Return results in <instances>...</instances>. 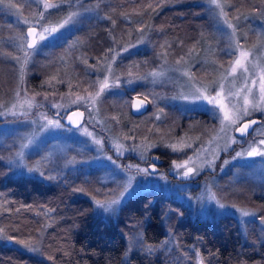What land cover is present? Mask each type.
Masks as SVG:
<instances>
[{
  "label": "rangeland",
  "instance_id": "1",
  "mask_svg": "<svg viewBox=\"0 0 264 264\" xmlns=\"http://www.w3.org/2000/svg\"><path fill=\"white\" fill-rule=\"evenodd\" d=\"M31 1L0 0V7L4 9L0 18V158L7 164L9 173L50 178L70 171L76 176L78 188L82 187V194L89 197L102 217L113 216L120 203L134 193L162 190L186 206L187 211H182L179 217L210 219L228 213L235 216L243 233L249 223L255 221L264 237L263 216L258 214L255 201L264 195V156L247 155L254 147L264 151L261 144L264 99L259 84L264 74V0L254 8V12H263V16L254 19L244 32L240 31L242 19L237 13L231 16V12L235 3L237 11L245 0H219L223 13L220 7L209 2L214 8L210 11L211 33L202 34L209 42L203 41L204 49L198 55L193 50H184L182 43L153 42L148 53L139 57L137 74L129 66L120 73L118 66L116 69L111 65L113 59L107 58L99 68V76L94 73L89 76L87 87L64 92L57 89L72 87V80L82 67L91 72L102 62L85 63V55L75 50L80 44L76 41L78 38L67 39L69 32L77 35L79 28L92 29L87 20L89 14L74 1L72 10L62 19V10L47 13L45 4L55 5L53 0H36L40 7L35 13ZM89 6L98 19L102 10L107 9L106 5L96 2ZM72 12L77 13L71 20L74 23L64 24ZM104 18L102 15V20ZM107 19L118 29V34L111 38L114 49L115 45L119 46L124 26L113 23L115 19ZM27 26L37 28V43L30 49L25 45ZM94 32L104 35L101 25ZM208 46L214 47L213 50ZM241 51L248 53L247 60H242L241 66L233 72ZM64 52L69 73L62 75L58 71L63 65ZM121 52L120 49L118 53ZM105 77L112 87L97 97ZM134 87L137 92H127ZM217 92L221 93L218 100L225 111L238 113L240 117L234 124L225 121L223 128L224 112L220 107L197 99L200 94L216 97ZM136 95L148 100L150 110L133 121L129 106ZM245 98L249 101L247 105ZM104 102L112 108L109 121L101 116ZM75 107L85 113L88 111L89 116L78 127H68L54 115ZM245 108L248 114L244 113ZM253 114L259 115L262 123H256L247 137L236 136L234 128ZM145 119L160 122V125H140L149 121ZM49 120L59 121L62 126L52 127L48 125ZM157 128H160L159 133ZM154 151L164 153L167 162L151 173L148 164ZM222 153H226L224 158H220ZM237 153L244 154L237 156ZM186 161L194 174L184 176L186 168L174 167V162L184 164ZM90 178L106 187L95 190L88 187L84 179L90 181ZM126 186L127 191L121 196ZM212 195L215 199L210 198ZM113 199H118L119 203L109 211L95 203ZM259 200L260 212L264 214V201ZM221 204L224 207H220ZM243 211L251 215L244 216ZM169 212L167 209L164 214L166 235L156 246L146 245L141 233H134L131 240L126 236V247L171 251L175 246L173 226L176 224L170 221L167 225ZM195 260L196 264H201L197 255Z\"/></svg>",
  "mask_w": 264,
  "mask_h": 264
},
{
  "label": "trees",
  "instance_id": "2",
  "mask_svg": "<svg viewBox=\"0 0 264 264\" xmlns=\"http://www.w3.org/2000/svg\"><path fill=\"white\" fill-rule=\"evenodd\" d=\"M53 1L57 6L47 8V13L62 10V19L72 10L74 1L88 12L87 20L92 29L84 31L79 28L77 35L69 32L67 39L78 38L76 41L80 44L75 46V50L85 55V63L102 61L91 72L82 67L72 80V87L57 89L62 92L87 87L89 76H93V73L99 76V68L107 58L113 59L111 65L116 69L118 66L120 73L129 66L137 74L139 57L148 53L153 42L171 40L182 43L184 50L200 54L204 49L203 41L211 33L210 11L214 10L209 6V0ZM260 1L245 0L244 6L237 11L234 4L231 16L237 13L242 19L241 32L247 31L254 19L263 16V12H254ZM92 2L107 6L101 13L106 18L102 20V15L99 19L92 15L94 11L90 9L93 7L89 6ZM30 4L36 13L40 7L39 1L32 0ZM3 10L0 7V18L4 15ZM107 18L115 19V23L124 26V33L118 40L119 46L115 45L114 49L111 38L118 34V29H114V24ZM99 25L104 32L102 36L94 32ZM135 43L139 44L137 48L134 47ZM211 46L208 47L212 51L214 47L211 49ZM120 49L122 52L119 54ZM62 55L63 65L58 73L64 75L69 73V69L65 65L66 52ZM137 91L134 87L127 92ZM100 110L101 116L109 121L112 115L110 104L104 102ZM87 113L84 122L89 118ZM129 114L133 121L140 117ZM153 124L160 125V122L149 120L140 125L150 127ZM156 132L159 133L160 128ZM225 156L226 153H222L220 158ZM84 180L94 190L96 187H106L95 178ZM78 186L76 176L70 171L50 178L11 175L7 164L0 158V264H196L195 255L201 264H264V237L255 221H251L243 233L232 214L223 213L210 219L179 217L182 211H187L186 206L158 189L134 193L120 203L113 216L102 217L95 211L89 197L82 194V187L79 189ZM259 199L264 201V195L255 198L258 214L264 218ZM167 209L170 212L167 218L169 223L166 224L169 226L170 221L176 224L173 226L174 248L171 251L161 248L129 250L125 238L128 236L131 240L134 233H141V240L146 245L156 246L163 239L166 235L164 214ZM20 241L30 242L34 250Z\"/></svg>",
  "mask_w": 264,
  "mask_h": 264
},
{
  "label": "snow or ice",
  "instance_id": "3",
  "mask_svg": "<svg viewBox=\"0 0 264 264\" xmlns=\"http://www.w3.org/2000/svg\"><path fill=\"white\" fill-rule=\"evenodd\" d=\"M210 3H212L213 5H215L216 7H220L221 8V12L223 13V8L222 6L220 5L219 3V0H210ZM57 5H53V4H45V8H52V7H56ZM77 15V13L75 12H72L69 14L68 18L64 21V24H67L69 22H71V20ZM113 23H115L113 21ZM64 25L61 24L60 27L62 28ZM230 28L232 27L231 24L228 25ZM29 35H31L35 29L33 28H29ZM53 32L56 31L55 28L52 29ZM41 39H43V36H41ZM35 46V41H33L32 43H29L28 44V47L29 48H33ZM127 49H125L126 51ZM247 57H248V53L245 52V51H241L240 53V58H238L235 62H234V65H233V68H232V71L235 72L236 71V68L241 66V62L242 60H247ZM153 76L156 75L155 72L152 73ZM108 78L105 77V80L103 83H101L100 85V92H97L96 93V96H100L103 92L107 91L110 87H112V85H109L108 82H107ZM255 83V81H254ZM259 84H260V91H261V94H262V99H264V74L261 75L260 77V80H259ZM221 93L220 92H217L216 94V97H210V96H207V95H203V94H200L197 96V99H204V100H207V102L209 104H216L220 107V110L222 112H224V118L223 120L221 121V124H222V128L224 125V122L225 121H228L230 124H234L236 122L237 119H239V114L238 113H229L227 111H225L224 109V105L222 103L219 102L218 98L220 97ZM80 99V98H78ZM248 99L245 98V105L248 104ZM142 102H139L137 103L136 107L139 108L141 106ZM244 113L245 114H248V110L247 108L244 109ZM74 116H80L82 117L83 116V113H73L72 115L68 116V119L69 121L73 122V123H76L78 124L79 122L76 121V120H73V117ZM48 125L52 126V127H61L62 125L59 123V121H52V120H49L48 121ZM250 127V125L248 123H245L243 124V127L242 128H239L238 130L240 131V133L243 135L247 129ZM87 135H91V133H86ZM261 144H264V140L261 141ZM22 147H26V145H23ZM175 150V146H172ZM244 153H237V156H240V155H243ZM18 155H22V154H19ZM247 155L248 156H264V151L260 150L259 148H252L250 151L247 152ZM191 158H189L190 160ZM189 164V161H186L184 164H178V163H175L174 162V167L177 168V169H182V168H186L187 170L184 171L183 175L184 176H188V175H191V174H194L193 173V168L192 167H189L188 166ZM131 167V166H129ZM32 169H30L31 171ZM127 191V186L124 188V190L120 193L121 196L124 195V193ZM210 198L212 199H215V196L212 195ZM96 205L98 207H102L104 208L105 211H109L113 205L119 203V200L118 199H113L111 201H106V202H101L99 200H96L95 201ZM220 207H224V205H220ZM244 216H248V215H251V213L247 212V211H243L242 213ZM262 222H264V218H262ZM20 243H23L25 244L26 246L30 247V250H34L33 248H31V243L30 242H27V241H20Z\"/></svg>",
  "mask_w": 264,
  "mask_h": 264
},
{
  "label": "water",
  "instance_id": "4",
  "mask_svg": "<svg viewBox=\"0 0 264 264\" xmlns=\"http://www.w3.org/2000/svg\"><path fill=\"white\" fill-rule=\"evenodd\" d=\"M29 28L35 29V31L31 35H29V31H28ZM25 35L27 36V42L25 44L27 48H29L28 44L32 43L33 41H35V45H36V43H37V28L35 26H27L25 28ZM139 102H142V104L139 108H137L136 105ZM148 109H149V102L146 98L139 96V95L132 97L131 102H130V106H129V112L133 116H141L144 113H146ZM77 112L83 113L82 117H80V116H74L73 117V120H76L79 122L78 124L73 123V122L69 121V119H68V116L72 115L73 113H77ZM54 115L59 116L61 122L64 125H66L68 127H72V128L82 125L85 121V118H86L85 111L80 107H75V108L69 109L63 115H60L58 113H55ZM259 120H260L259 116H250L247 119L243 120L240 124H238L235 127V129H234L235 135L240 136V137H247L252 132L253 127L255 126L256 123L259 122ZM245 123H248L250 125V127L242 135L238 129L242 128L243 124H245ZM150 160H151V163L148 166V171L153 173L157 169V164L162 162V158L158 154L154 153L151 155Z\"/></svg>",
  "mask_w": 264,
  "mask_h": 264
},
{
  "label": "flooded vegetation",
  "instance_id": "5",
  "mask_svg": "<svg viewBox=\"0 0 264 264\" xmlns=\"http://www.w3.org/2000/svg\"><path fill=\"white\" fill-rule=\"evenodd\" d=\"M66 112V111H65ZM148 112V111H147ZM146 112V113H147ZM145 113V114H146ZM58 114H60V113H58ZM64 114V113H63ZM63 114H60V115H63ZM144 115V114H143ZM142 116V115H141ZM140 116V117H141ZM57 117H59V116H57ZM60 119V118H59ZM154 153H156V154H158L161 158H162V162H160L159 164H157V169H158V166L159 167H163L164 165H166V162H167V159H166V156H165V154L164 153H162V152H160V151H154ZM154 153H152V154H154ZM151 154V155H152ZM151 155H150V157H151ZM150 157H149V164L151 163V160H150ZM149 164H148V166H149ZM156 169V170H157Z\"/></svg>",
  "mask_w": 264,
  "mask_h": 264
}]
</instances>
